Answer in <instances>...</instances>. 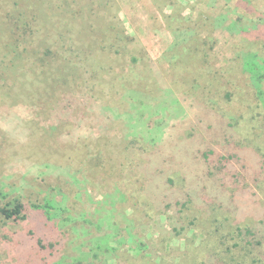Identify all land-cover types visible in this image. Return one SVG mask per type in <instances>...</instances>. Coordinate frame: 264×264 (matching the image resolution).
<instances>
[{
	"label": "rangeland",
	"instance_id": "374dc122",
	"mask_svg": "<svg viewBox=\"0 0 264 264\" xmlns=\"http://www.w3.org/2000/svg\"><path fill=\"white\" fill-rule=\"evenodd\" d=\"M18 201L0 264H264V0H0Z\"/></svg>",
	"mask_w": 264,
	"mask_h": 264
},
{
	"label": "trees",
	"instance_id": "16d2710c",
	"mask_svg": "<svg viewBox=\"0 0 264 264\" xmlns=\"http://www.w3.org/2000/svg\"><path fill=\"white\" fill-rule=\"evenodd\" d=\"M37 209H39L37 207ZM27 208L26 206L21 203V202H16V204L11 207V206H7V207H3L0 208V217H2L5 221H19V220H24L27 218V212L26 211ZM43 210L45 211V208H43ZM47 217L49 219H51V217L49 216V214L47 213V211L45 212ZM235 239L238 240H247V243L245 244L246 247L250 248L251 251L253 252V250H257L260 249L262 246H264V242L261 241V239H259L258 235H256V233L251 230V229H245L242 230L241 227H237L236 231H235ZM37 235V233H36ZM32 236H35V234L33 233ZM35 238H37V245L42 248V249H48V248H53L52 245H45V242H47L46 240V235H42V236H35ZM224 244V243H222ZM237 247V245H236ZM149 246H145V249H149ZM245 248V247H244ZM248 248H245L248 251ZM261 262L255 259V263H259Z\"/></svg>",
	"mask_w": 264,
	"mask_h": 264
}]
</instances>
